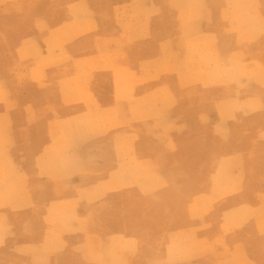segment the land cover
<instances>
[{"label":"crops","instance_id":"obj_1","mask_svg":"<svg viewBox=\"0 0 264 264\" xmlns=\"http://www.w3.org/2000/svg\"><path fill=\"white\" fill-rule=\"evenodd\" d=\"M191 1L0 0V264L15 249V264H125L123 214L103 224L93 198L136 192L175 233L148 192L174 184L181 231L212 201L197 224L214 263L264 264V0Z\"/></svg>","mask_w":264,"mask_h":264},{"label":"rangeland","instance_id":"obj_2","mask_svg":"<svg viewBox=\"0 0 264 264\" xmlns=\"http://www.w3.org/2000/svg\"><path fill=\"white\" fill-rule=\"evenodd\" d=\"M211 1L215 2L217 0ZM189 2L192 3L191 0H176L177 6H181ZM45 11L46 10H43L39 7L28 8V10L20 8L16 10L14 9L12 10L13 14L9 16L14 18L15 22L7 25L2 24V27L6 28L7 26H10L15 34L20 33L23 31L24 26L20 27L17 23L19 22L18 20H20L19 18H17L19 15L25 16L27 13H31L34 16H41ZM0 15L6 16L3 14ZM28 15L29 14H27V16ZM16 28H18V30H16ZM3 37H5L4 34ZM12 41L7 42V45L4 46H8L11 42L14 44L15 40ZM185 122H183L180 126V128L183 130L187 127L186 125H188L187 122ZM131 161L134 162L133 155H131ZM168 187L170 186L156 185L152 188L153 190L150 189L148 192H152L155 189H158L160 192H162V194H160L161 198H167L171 201L174 211L178 214L175 217H172L169 221L171 222V220H173V222L178 225V231L175 233L159 232V229L163 226V218L160 216H154V211L149 210L148 205H146V208H144L143 205L140 206L141 202L139 201V197L136 192L133 191L128 192V198L124 201H119L110 205L107 204V200L95 203V199L93 198V210H97V212L93 211V214L96 215V218L102 221L103 224L107 220L106 213L108 210H110V208H113L116 212H120L123 214V222L119 221L118 225H123L124 228L129 230V242L125 243L122 246L118 243L121 238H115L112 248L116 251H123L125 252L124 255L126 254L129 256L130 260L126 261L125 264H203L204 262L206 264H213L215 262L213 258L218 259V249L214 250L210 248L209 245H204L201 242L203 231L206 230V226H204V224L198 226L197 224V221L202 222L203 213L207 210H210V204L212 201L210 200V202H204L205 204L203 203V201H201L198 202L199 204H195L193 218L196 223L194 232L190 233L181 231V229L183 228L182 223H184L185 221V217L182 216L185 212L184 198L186 196L187 186L185 184H174L172 186V191L169 194H166L165 191L169 190L166 189ZM118 188L119 187L117 186H113L112 190H117L115 192L119 193L120 190ZM148 192H146V194H148ZM154 196L155 194L152 197ZM159 197L160 196H158L157 199ZM158 202L159 201H157V203ZM163 207L165 208V206ZM165 209L169 210L168 207H166ZM104 231L99 230V232H97L98 234L93 236V242H95L94 244L96 246L108 239V235L107 233H105L106 231ZM57 235L58 233L55 236L49 237L48 241L50 243H54ZM40 251H43L46 257H51L52 255L56 254L53 249L49 250L46 248L44 250H39V252ZM10 252L11 253L5 254L9 264H15V261H18V258H20L21 256H25L26 254L25 249H15ZM31 252L32 251H30V253ZM34 252L36 253L35 250ZM126 255L125 257L127 258ZM97 256L99 258L107 257L101 255L100 253H98ZM117 261L118 258L116 259V262ZM211 261H213V263ZM101 264L105 263L101 262Z\"/></svg>","mask_w":264,"mask_h":264}]
</instances>
